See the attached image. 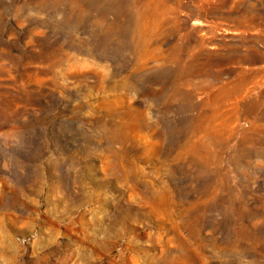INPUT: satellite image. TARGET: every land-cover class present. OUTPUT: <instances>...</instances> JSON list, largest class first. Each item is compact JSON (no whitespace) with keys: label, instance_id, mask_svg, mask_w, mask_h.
<instances>
[{"label":"rangeland","instance_id":"1","mask_svg":"<svg viewBox=\"0 0 264 264\" xmlns=\"http://www.w3.org/2000/svg\"><path fill=\"white\" fill-rule=\"evenodd\" d=\"M0 264H264V0H0Z\"/></svg>","mask_w":264,"mask_h":264},{"label":"bare ground","instance_id":"2","mask_svg":"<svg viewBox=\"0 0 264 264\" xmlns=\"http://www.w3.org/2000/svg\"><path fill=\"white\" fill-rule=\"evenodd\" d=\"M122 254V253H121Z\"/></svg>","mask_w":264,"mask_h":264}]
</instances>
